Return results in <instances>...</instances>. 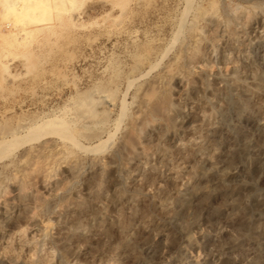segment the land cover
I'll list each match as a JSON object with an SVG mask.
<instances>
[{
    "label": "rangeland",
    "instance_id": "obj_1",
    "mask_svg": "<svg viewBox=\"0 0 264 264\" xmlns=\"http://www.w3.org/2000/svg\"><path fill=\"white\" fill-rule=\"evenodd\" d=\"M26 1L0 14V135L34 127L0 159V264H264V0H91L65 28Z\"/></svg>",
    "mask_w": 264,
    "mask_h": 264
},
{
    "label": "bare ground",
    "instance_id": "obj_2",
    "mask_svg": "<svg viewBox=\"0 0 264 264\" xmlns=\"http://www.w3.org/2000/svg\"><path fill=\"white\" fill-rule=\"evenodd\" d=\"M87 1H91V0H62V2H63V6H64V8H65V10L67 11V13H65V11H64V14H66V15H64L63 14V16H65V17H63V21L62 20H60V18L62 17V15H58V18H59V16H61L58 20H56L57 22H59V21H61L60 23H61V25L62 26H64V25H67V24H69V23H72L73 24V26H76L75 25V22L77 23L79 20H81L85 15H86V12L83 10H81V9H77V10H75L74 8H76L77 6H76V4L77 5H79V4H81V3H85V2H87ZM96 1V0H95ZM31 2L33 3V1L31 0ZM112 2V1H111ZM99 3V2H98ZM28 4L29 3H27V1L26 0H0V14L1 15H6V14H13V15H17V14H22V13H24V12H32L33 10H32V8H30L29 6H28ZM31 4V3H30ZM49 4V3H48ZM55 4V7L57 6L58 8L59 7H62V5L61 6H59L60 4H61V2H60V4L58 3L57 5H56V3H54ZM109 4H111L110 3V1L109 0H103L102 1V5L103 6H106V5H109ZM111 5H115V4H111ZM110 5V6H111ZM76 6V7H75ZM56 7V8H57ZM51 8H52V6H51ZM52 10H54V9H52ZM112 10H113V7H112ZM56 11V10H55ZM35 13V12H34ZM27 14V13H26ZM51 14V13H50ZM62 14V13H61ZM31 17V16H30ZM39 18V17H38ZM56 18V17H55ZM45 20V19H44ZM44 20H37V21H33L32 20V22H33V25L31 26V25H29L30 27H21L19 24V26L20 27H18V25L17 24H15L13 21L11 22H9V21H6L5 20V22H4V24H6V27L9 29V30H5V32L4 33H7L6 34V38H9V39H13V37L14 38H16V39H18V40H16V41H20L21 39H23L24 40V38L27 36V35H30V34H35V33H38V32H42L41 33V35L43 36L44 35V32L43 31H46V33L48 32V35H55L54 33H55V28L57 27V26H55V25H47V24H43L42 22H44ZM15 21V20H14ZM46 21V20H45ZM50 21L51 20H49V23H50ZM55 21V22H56ZM42 23V24H41ZM44 23H46V22H44ZM2 24H3V22H2ZM32 24V23H31ZM55 24V23H54ZM71 24V25H72ZM23 25V24H22ZM59 25V24H58ZM4 26V25H3ZM28 26V25H27ZM60 26V25H59ZM68 26V25H67ZM5 27V28H6ZM66 26H64L63 28H65ZM70 27V26H69ZM1 28V27H0ZM1 30V29H0ZM56 30H57V28H56ZM4 31V30H3ZM58 32V31H57ZM3 33V32H2ZM45 33V34H46ZM50 33V34H49ZM33 34V35H34ZM40 34V33H39ZM3 35V34H2ZM5 35V34H4ZM3 35V36H4ZM47 35V36H48ZM0 36H1V34H0ZM31 36V35H30ZM29 36V37H30ZM35 36V35H34ZM49 37V36H48ZM28 38V37H27ZM32 38V37H31ZM44 38H45V36H44ZM0 39H1V37H0ZM46 39H47V37H46ZM22 40V41H23ZM25 40H26V38H25ZM49 40V39H48ZM13 41V40H12ZM15 40H14V43L16 42ZM17 44V43H16ZM13 45H15V44H13ZM2 47V46H1ZM0 47V48H1ZM18 47V46H17ZM1 50V49H0ZM8 51V50H7ZM5 52V51H4ZM12 54V53H11ZM30 54H31V52H30ZM8 56V55H7ZM1 57V56H0ZM4 58V57H3ZM0 62H1V68L4 70V73H3V79H2V81L4 80H7L8 78H9V71H8V67H9V61H7V60H2V59H0ZM163 102H167L168 103V101H169V97H163V100H162ZM161 101V102H162ZM163 102H162V104H163ZM164 103V104H165ZM159 106H157V108H158ZM160 109V108H159ZM44 125H45V127H46V125L48 126V127H51V126H53V123L52 122H49V124H48V122L47 123H44ZM33 129H34V127H33V125H29V124H20L19 126H17L16 128H14V129H11L10 131H8V132H6V133H4V134H1L0 135V159H3V158H5V157H7L10 153H12L15 149H17V147L20 145V143H19V140L21 139V138H23L24 136H28V135H30L31 134V132L33 131Z\"/></svg>",
    "mask_w": 264,
    "mask_h": 264
}]
</instances>
